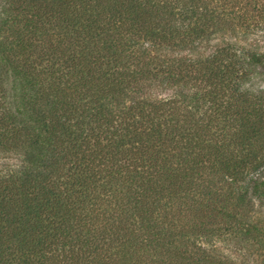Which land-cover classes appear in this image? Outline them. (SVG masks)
<instances>
[{
    "label": "trees",
    "instance_id": "1",
    "mask_svg": "<svg viewBox=\"0 0 264 264\" xmlns=\"http://www.w3.org/2000/svg\"><path fill=\"white\" fill-rule=\"evenodd\" d=\"M223 31H264V0H0V149L22 158L0 172V264H214L216 236L264 243L242 211L264 197L246 85L264 54L167 55Z\"/></svg>",
    "mask_w": 264,
    "mask_h": 264
},
{
    "label": "rangeland",
    "instance_id": "2",
    "mask_svg": "<svg viewBox=\"0 0 264 264\" xmlns=\"http://www.w3.org/2000/svg\"><path fill=\"white\" fill-rule=\"evenodd\" d=\"M231 46L245 60L252 54H264V31L252 33L223 31L218 33L208 42L194 48L176 51L167 55L175 57H199L211 53L215 48ZM246 85L254 92L264 93V69L256 68ZM144 96L149 99L165 98L172 91L165 87L152 86L144 91ZM21 156L14 151L0 149V172H8L20 167ZM264 175V172H262ZM226 189H229L227 186ZM244 219L250 225H255L264 237V197L250 195V205L242 209ZM214 225L221 227L223 224L216 220ZM255 233L250 238H225L216 236L208 244H201L207 249L209 256L216 262L214 264H264V243L255 242ZM258 239V238H257Z\"/></svg>",
    "mask_w": 264,
    "mask_h": 264
}]
</instances>
